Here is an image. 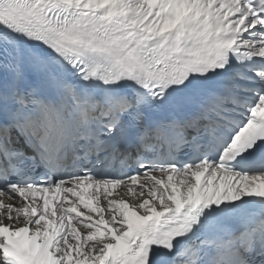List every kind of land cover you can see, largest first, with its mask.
Masks as SVG:
<instances>
[{
  "label": "snow or ice",
  "instance_id": "snow-or-ice-1",
  "mask_svg": "<svg viewBox=\"0 0 264 264\" xmlns=\"http://www.w3.org/2000/svg\"><path fill=\"white\" fill-rule=\"evenodd\" d=\"M0 264H264V0H0Z\"/></svg>",
  "mask_w": 264,
  "mask_h": 264
}]
</instances>
